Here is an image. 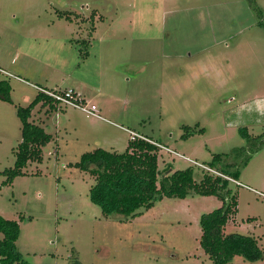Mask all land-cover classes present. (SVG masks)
<instances>
[{
	"label": "rangeland",
	"instance_id": "1",
	"mask_svg": "<svg viewBox=\"0 0 264 264\" xmlns=\"http://www.w3.org/2000/svg\"><path fill=\"white\" fill-rule=\"evenodd\" d=\"M252 2L257 12L247 0H0V82L11 100H0V216L18 223L24 262L213 264L200 217L221 206L216 197L163 198L125 221L90 200L94 177L74 165L97 148L125 152L128 131L164 147L162 173L215 155L238 167L248 159L238 178L248 188L237 182V213L223 233L251 235L264 253L255 193L264 192V0ZM37 88L73 89L101 118L38 103L29 121L52 139L41 162L13 176L16 111ZM183 127L204 133L183 138Z\"/></svg>",
	"mask_w": 264,
	"mask_h": 264
},
{
	"label": "trees",
	"instance_id": "2",
	"mask_svg": "<svg viewBox=\"0 0 264 264\" xmlns=\"http://www.w3.org/2000/svg\"><path fill=\"white\" fill-rule=\"evenodd\" d=\"M247 2L254 11L259 10L252 0ZM0 100L11 101L10 87L4 81L0 82ZM38 103L47 106L49 112L57 107V102L51 97L38 93L27 108H17L16 114L22 126L13 176L19 174L28 161L41 162L42 148L52 139V135L43 127L29 121L31 111ZM183 129L186 130L183 138L204 133L203 129ZM242 133L248 145L253 143L255 139H250L246 132ZM156 144L129 140L123 153L97 148L80 157L74 166L94 177L90 200L100 208L102 214L125 221L140 216L163 198L184 199L193 195L216 197L221 201V206L200 217L201 249L213 264H228L234 257L248 263L263 260L264 253L253 236L223 233L237 213L239 185L235 182L240 175L239 167L245 165L248 159L238 167L227 164L224 155H215L208 165L193 164L194 167L180 171L167 167L162 173L158 170L161 148ZM263 144L261 140L259 147ZM0 233L3 236L0 240V264H27L15 245L19 236L18 223L0 216ZM75 264L81 263L76 261Z\"/></svg>",
	"mask_w": 264,
	"mask_h": 264
},
{
	"label": "built area",
	"instance_id": "3",
	"mask_svg": "<svg viewBox=\"0 0 264 264\" xmlns=\"http://www.w3.org/2000/svg\"><path fill=\"white\" fill-rule=\"evenodd\" d=\"M42 94H45L49 97H51L53 100H55L57 102V105H62V106H69L72 107L74 109L80 110L81 112H83L84 114H86L87 116H92L95 118H101V116L98 115L97 108L95 105L89 104L85 99L81 98L80 95L76 94L74 92L73 89H68L65 90L61 93H54V92H50L41 88H37ZM129 133V140L130 141H135V140H144V141H149L153 144H156L150 140H148L147 138L143 137L140 134H137L133 131H128ZM157 145V144H156ZM160 148H164L163 146L157 145ZM166 150L168 152L174 153L171 150L167 149ZM183 157V156H181ZM184 158V157H183ZM236 184H238L237 182H235Z\"/></svg>",
	"mask_w": 264,
	"mask_h": 264
},
{
	"label": "crops",
	"instance_id": "4",
	"mask_svg": "<svg viewBox=\"0 0 264 264\" xmlns=\"http://www.w3.org/2000/svg\"><path fill=\"white\" fill-rule=\"evenodd\" d=\"M74 92H75V90H74ZM59 116L58 117H55V121L59 124V125H61V123H62V121L59 119ZM42 127V126H41ZM239 184H240V186H244L245 188H248V187H246V185L245 184H243V183H241L239 180L237 181ZM255 193H257V194H260L261 195V197L264 199V192H261V193H258L257 191H255ZM230 223H228L227 225H229ZM226 225V226H227ZM235 258V257H234ZM233 258V259H234ZM233 261V260H232ZM255 264H256V262H255Z\"/></svg>",
	"mask_w": 264,
	"mask_h": 264
}]
</instances>
